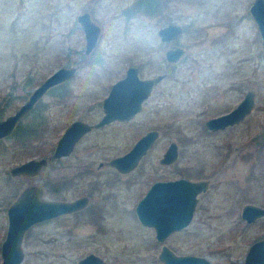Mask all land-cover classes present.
Instances as JSON below:
<instances>
[{"label": "rangeland", "instance_id": "374dc122", "mask_svg": "<svg viewBox=\"0 0 264 264\" xmlns=\"http://www.w3.org/2000/svg\"><path fill=\"white\" fill-rule=\"evenodd\" d=\"M148 1L0 0V118L55 68L77 66L0 138V240L6 209L25 186L36 184L52 199L89 195L84 208L30 228L21 264H50L54 257L38 256L55 254L68 255L59 263L74 264L89 252L107 264H164L163 243L177 254L207 256L211 264H243L249 245L264 237V216L252 223L241 216L247 202L264 206V45L251 0H163L150 12ZM83 11L101 26L88 54L77 20ZM169 22L184 26L176 42L185 52L173 64L166 63L168 44L158 35ZM131 64L144 77L167 72L139 111L93 127L69 155L48 159L40 175L11 176L12 165L48 157L73 119L97 121L103 97ZM249 89L255 105L240 123L215 131L205 126ZM150 128L159 135L135 167L121 172L108 163ZM170 141L177 142L178 157L162 163ZM183 174L208 179L209 186L198 194L188 226L160 241L138 219L135 204L154 180Z\"/></svg>", "mask_w": 264, "mask_h": 264}, {"label": "water", "instance_id": "95a60500", "mask_svg": "<svg viewBox=\"0 0 264 264\" xmlns=\"http://www.w3.org/2000/svg\"><path fill=\"white\" fill-rule=\"evenodd\" d=\"M250 11L256 22L261 42L264 45V0H253ZM77 20L84 30L85 48L89 53L97 44L101 26L92 19L90 12L83 11ZM182 31V25L169 22L158 28L161 40L169 41L176 38ZM185 48L173 45L166 49L165 58L177 61L184 54ZM77 66L60 65L34 86L27 98L12 112L0 118V138L9 135L19 120L29 112L34 104L52 86L62 83L74 76ZM166 75L158 73L152 77H141L136 65H129L125 74L115 80L103 98V114L95 122L80 118L73 119L63 130L56 141L52 153L46 156L31 157L10 167L12 175H40L41 168L47 160H54L68 155L79 138L93 127L102 126L113 120H128L142 107V102L150 95L152 87ZM255 105V94L247 90L238 103L231 109L210 116L204 124L210 130H220L240 123ZM158 129H150L143 133L124 153L111 157L109 164L126 172L135 167L140 158L153 145L158 137ZM178 157V144L170 141L160 161L174 162ZM209 186L207 179H193L179 176L176 178L156 179L135 204V212L141 223L153 226L155 236L163 241L170 233L187 226L194 214L198 194ZM88 197L81 195L70 200L52 199L42 196V188L36 184L25 186L7 208V229L1 244L2 261L0 264H19L23 258L21 246L22 236L31 224L63 213L76 211L86 205ZM241 216L252 222L264 216V206L252 202L245 203L241 208ZM164 264H211L207 256L199 254H177L166 243L161 245L158 253ZM80 264H105L98 254L88 253L80 259ZM243 264H264V237L254 240L248 247Z\"/></svg>", "mask_w": 264, "mask_h": 264}, {"label": "flooded vegetation", "instance_id": "af4514ba", "mask_svg": "<svg viewBox=\"0 0 264 264\" xmlns=\"http://www.w3.org/2000/svg\"><path fill=\"white\" fill-rule=\"evenodd\" d=\"M252 1L253 0H251V2H250V4L252 3ZM156 2L158 3V4H161L160 2H162L163 3V0H156ZM167 2V1H166ZM250 4H249V13H250V15H251V17L253 18V20H254V17H253V15H252V13H251V11H250ZM255 21V20H254ZM182 25V24H181ZM184 31V26L182 25V31H181V33L180 34H182V32ZM180 34L176 37V38H174V39H171V40H169V41H164V40H162L163 42H166L167 44H168V47L166 48V49H168L169 47H171V46H173V45H180V44H178L177 42H176V39L180 36ZM160 37V36H159ZM161 39V38H160ZM180 46H182V45H180ZM183 47V46H182ZM166 51V50H165ZM91 52V51H90ZM89 52V53H90ZM178 61V60H177ZM177 61H168L167 59H166V63H171V64H173V63H175V62H177ZM129 66V65H128ZM168 66V65H167ZM138 67V66H137ZM77 70V69H76ZM138 73H139V75L141 76V77H144V76H142L141 74H140V72H139V68H138ZM162 73V72H161ZM165 73H167V72H165ZM73 77V76H72ZM71 77V78H72ZM122 77V76H121ZM120 78V77H119ZM70 79V78H69ZM118 79V78H117ZM116 79V80H117ZM68 80V79H67ZM156 84V83H155ZM104 98V97H103ZM39 101V100H38ZM103 102V101H102ZM37 103V102H36ZM35 103V104H36ZM35 104H34V106H35ZM142 104H143V102H142ZM103 107V106H102ZM81 119V118H80ZM84 120V119H83ZM87 121V120H86ZM113 121H127V120H113ZM90 122V121H89ZM110 122H112V121H110ZM110 122H108V123H110ZM17 125V124H16ZM92 129V128H91ZM90 129V130H91ZM150 129H153V128H150ZM150 129H148V130H150ZM155 129H158V128H155ZM89 130V131H90ZM147 131V130H146ZM158 131H159V129H158ZM88 132V131H87ZM87 132H85L84 134H86ZM83 134V135H84ZM82 135V136H83ZM82 136L80 137V138H82ZM59 138V137H58ZM57 138V139H58ZM79 138V139H80ZM57 139H56V141H57ZM157 139V138H156ZM155 139V140H156ZM155 142V141H154ZM77 143V142H76ZM55 144H56V142H55ZM55 144H54V146L52 147V149H51V152L50 153H52L53 152V150H54V148H55ZM154 144V143H153ZM132 146V145H131ZM130 146V147H131ZM75 147V146H74ZM152 147V146H151ZM150 147V148H151ZM149 148V149H150ZM148 149V150H149ZM71 153V152H70ZM69 153V154H70ZM68 154V155H69ZM67 156V155H66ZM61 157H63V156H60V157H58V158H61ZM58 158H55L54 160H57ZM161 158V157H160ZM54 160H52V161H54ZM159 161H160V159H159ZM161 162V161H160ZM100 164H103V163H100ZM10 169V168H9ZM42 169V168H41ZM120 171V170H119ZM10 172V171H9ZM121 172H123V171H121ZM41 173V172H40ZM11 174V173H10ZM11 176L12 177H14V176H23V177H27V178H32V177H29L28 175H12L11 174ZM181 176H185V177H189V176H186L185 174H183V175H181ZM208 180V179H207ZM21 192V191H20ZM203 192V191H202ZM82 195H86L87 197H88V201H87V203H86V205H84L82 208H84L85 206H87V204H88V202H89V195H87V194H82ZM11 204V203H10ZM8 208V207H7ZM82 208H80V209H82ZM80 209H78V210H80ZM78 210H76V211H78ZM73 212H75V211H73ZM69 213H72V212H69ZM64 214H68V213H63V214H59V215H57V216H60V215H64ZM6 215H7V209H6ZM57 216H53V217H57ZM53 217H50V218H53ZM260 217H262V216H260ZM260 217H258V218H260ZM50 218H46V219H43V220H41V221H44V220H47V219H50ZM258 218H256L255 220H257ZM7 220H8V217H7ZM254 220V221H255ZM41 221H37V222H35V223H33V224H31L28 228H26V230L24 231V233H23V236H22V242H21V246H22V250H23V258H22V260L20 261V263L19 264H21L22 262H23V260H24V257H25V248H24V245H23V241H24V237L26 236V234H27V232L30 230V228L31 227H33L34 225H36V224H38V223H40ZM246 221V220H245ZM254 221H252V222H254ZM247 222V221H246ZM252 222H248V223H252ZM188 226V225H187ZM187 226H185V227H187ZM184 228V227H183ZM6 229H7V223H6ZM6 233V232H5ZM4 239V238H3ZM1 241V240H0ZM3 241V240H2ZM2 241L0 242V253H1V244H2ZM90 253V252H89ZM94 253V252H93ZM88 254V253H87ZM87 254H85V255H82V256H78L77 257V259H76V261H75V263L74 264H80L79 262H80V259H82L83 257H85ZM96 254V253H95ZM70 256V255H69ZM38 257H43V258H46V257H54L50 262V264H62V263H59V261L60 262H62V261H64L65 259H67V257H68V255H66V254H55L54 256H51V255H39ZM1 261H2V254H1ZM0 261V262H1ZM105 264H107L106 263V261H105Z\"/></svg>", "mask_w": 264, "mask_h": 264}, {"label": "trees", "instance_id": "16d2710c", "mask_svg": "<svg viewBox=\"0 0 264 264\" xmlns=\"http://www.w3.org/2000/svg\"><path fill=\"white\" fill-rule=\"evenodd\" d=\"M147 4H148V5L152 4L151 9H150V10L148 9V10H149L148 12L153 11L155 7H158V3L155 2L154 0H149ZM152 7H153V8H152ZM145 8H146V7H145ZM146 9H147V8H146ZM169 64H171V63H169ZM17 127H18V125H17ZM17 127H16V129H17Z\"/></svg>", "mask_w": 264, "mask_h": 264}]
</instances>
